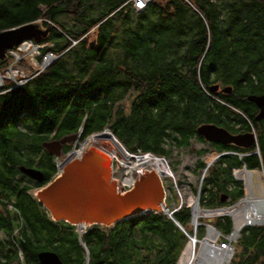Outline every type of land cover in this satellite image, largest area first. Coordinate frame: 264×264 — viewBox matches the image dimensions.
<instances>
[{
	"label": "trees",
	"instance_id": "trees-1",
	"mask_svg": "<svg viewBox=\"0 0 264 264\" xmlns=\"http://www.w3.org/2000/svg\"><path fill=\"white\" fill-rule=\"evenodd\" d=\"M34 20L50 24L37 59L45 52L56 58L18 86L7 78L0 86V264H39L41 250L54 251L63 264H176L187 236L163 212L88 225L79 237L75 225L53 221L31 194L57 173L55 156L41 142L77 132L82 141L107 127L128 153L167 158L173 147L183 148L197 158L190 167L196 178H178V189L198 191L201 208L240 198L232 170L264 169L253 147L213 143L222 154L199 184L202 156L211 150H194L190 139L203 140L196 132L201 123L227 128L252 120L244 97L264 91V0H151L141 10L131 0H0V31ZM5 54L0 69L13 59ZM211 84L231 91L211 92ZM130 96L126 112L122 102ZM251 122L262 156L264 122ZM20 165L41 170L43 181ZM189 214L181 203L171 216L190 233ZM210 222L230 230L227 216ZM235 248L229 264H264V224L245 226Z\"/></svg>",
	"mask_w": 264,
	"mask_h": 264
},
{
	"label": "water",
	"instance_id": "water-1",
	"mask_svg": "<svg viewBox=\"0 0 264 264\" xmlns=\"http://www.w3.org/2000/svg\"><path fill=\"white\" fill-rule=\"evenodd\" d=\"M40 24L39 20H34L1 30L0 63L6 58L7 50L18 46L20 41L29 39L40 43L50 30V24L42 27ZM208 89L211 92L219 90L222 93L231 91L230 86L220 87L218 84H211ZM247 99L258 106L259 112L256 119L263 117L264 92L249 94ZM103 130L110 132L107 127H104ZM196 132L207 141L232 143L246 148L254 144L253 133L231 134L225 128L213 123H201L196 128ZM76 135L77 133H71L57 139L45 140L41 144L50 155L59 157L63 154V144L73 140ZM112 152L107 141L97 139L88 144L78 156L64 158L61 166L55 168L57 174L39 187L34 195L43 208L48 211L51 219L66 221L78 227L92 224L109 226L121 219L145 211H157L171 217L178 229L186 234L183 227L171 216L172 211L164 204L165 187L160 178L161 175L153 168L138 173L132 187L128 190L119 192L116 189L115 180L112 177ZM215 158L208 161L202 169L199 175V184L207 166ZM242 168L245 169L244 166ZM18 170L38 183L44 179L43 172L37 168L20 165ZM197 198L198 191L196 192L195 205L200 208ZM224 198L225 196H222L220 200L222 201ZM37 259L39 264H63L57 253L51 250L39 251Z\"/></svg>",
	"mask_w": 264,
	"mask_h": 264
},
{
	"label": "built area",
	"instance_id": "built-area-1",
	"mask_svg": "<svg viewBox=\"0 0 264 264\" xmlns=\"http://www.w3.org/2000/svg\"><path fill=\"white\" fill-rule=\"evenodd\" d=\"M131 1H132V5L135 8V10H141V9H144L147 6V4H149V2L151 0H131ZM72 43H74L73 39H72ZM40 47H41L40 43H36V42H34V40L32 41V40L26 39V40H23L22 42L20 41L18 46L14 47L12 49H9L8 51H9V54H11V55L13 54V52H12L13 50H18L20 52L22 51L23 54L28 55L27 57L32 60L34 56L36 58L40 54L39 53ZM55 58H56V55L54 53H52V52L46 53L45 52V54H43L42 58L40 59V65H38L39 68L37 69V71H40L43 68H45L46 65L50 64ZM13 64H14V56H13L12 61H10V65L7 66V71H6L7 75H5L4 78H7V79L10 78L14 81V83L16 85H18L19 83L24 81V79H23L24 76L22 73L19 74L21 69H18L16 71L13 70V68L11 67V66H13ZM1 77L2 78L0 80H1V85H2L3 76H1ZM77 136H79V133H77L76 137ZM77 139H78V137H77ZM83 141H85V140L83 139ZM83 141H81V142H83ZM83 146H84V142L80 143L78 148H76L74 146L72 149L68 150L64 155H62V159L59 162L56 161V167H59L62 164V161L64 160V158L65 157L68 158L69 157L68 155L71 152H73L74 150H79V152L81 153L83 150ZM129 153L133 156H144L146 154H149L148 152H142L141 153L140 150H137L136 152H129ZM143 169L148 170L150 168H148V169L143 168ZM133 171L134 170H132V172H131V174H132V177H130L131 181H127L126 183H122L123 179H121V178H123L125 174L121 178L117 179V181L115 180L116 189L119 192L126 191L132 187L133 182L135 180L133 178L134 177ZM123 173H124V169H123ZM138 173H140V172H137V174ZM234 173L235 172H233L232 175H234ZM112 177H113V175H112ZM234 177L236 178L235 175H234ZM243 184H244V182H243ZM252 187H253V191H254L256 188V187H254V184H252ZM244 188H245V185L243 186V193L245 194ZM244 196L240 197L236 203H234L230 206H220V207H214V208L201 209L202 211H205V210L212 211V213L209 214L210 216H228L230 219V222H231L230 230L228 232H223V231L219 230L217 227H215L212 223H209V222H202V221L197 220V222L194 221L195 223H193V222H191V218H190V226H191L190 228L192 231L190 233L187 232L186 236H187L188 240L193 241L191 253H188V254L186 253V248H187V245H186L185 248L179 254L180 256H179L176 264H205V261L201 262L202 259H205L206 261H208L209 264H229V262L232 259L233 254H234L233 252H235L236 238L239 237L240 231L245 226L264 224V221H261V220L260 221H254L255 220L254 218L249 219L251 221L248 223L245 222L246 220H242V222H240L238 224V219H239L241 213H239V212L232 213V209L235 210L242 204V199L244 198ZM191 202L192 203H189L188 201H186V203H187L186 205H188L190 207V211L192 214L191 208L193 205L196 204L195 199L191 200ZM220 209H225L226 212H221ZM199 215L202 216V214H199ZM209 215H207V216H209ZM262 220H264V219H262ZM243 223H245L246 225H242ZM237 225H239L238 229H236ZM84 228L85 227H77V233L84 231ZM198 228L202 229V234L196 238L195 232ZM235 229H236V231H235Z\"/></svg>",
	"mask_w": 264,
	"mask_h": 264
},
{
	"label": "rangeland",
	"instance_id": "rangeland-1",
	"mask_svg": "<svg viewBox=\"0 0 264 264\" xmlns=\"http://www.w3.org/2000/svg\"><path fill=\"white\" fill-rule=\"evenodd\" d=\"M39 21H40V23L42 22L41 20H39ZM40 25H41V27L43 26L42 23ZM44 46H45L44 44H41L40 48H43ZM12 52H13L12 55L14 56V64L11 67L13 68V70L16 71L18 69H21V71L19 70L20 71L19 74L22 73L23 76H30L31 74L37 72V69L39 68L38 65H40V59L42 58L43 55L40 57V59H36L37 57L35 58V56H34L33 59L31 60L27 57L28 55L23 54L22 51L20 52L18 50H13ZM19 62H21V63H19ZM8 65H10V61L8 62V64H6V66H3L0 69V75L3 76V79H4V76L7 75L6 71H7ZM8 80H11L14 83V81L12 79L9 78ZM131 98H132V96H130L129 98L125 99L122 102V106L126 112L129 109V106L131 103V101H130ZM105 131H107V130H105ZM77 133H79V132H77ZM109 133L112 134L111 131ZM77 137H79V136H77ZM77 137L66 143V144L70 145V149H72L74 146L76 148H78L80 143H83V142H84L83 149L87 146V144H88L87 141L89 138L88 136L84 139L85 141L82 140L83 142H81V140L77 139ZM41 146H42V144H41ZM121 146H123V145L121 144ZM191 147L195 150L198 148L208 147V146H206L205 143H201V144L197 143V144H192ZM42 148L45 150V148L43 146H42ZM126 151H128V150H126ZM171 151L172 152L169 155V157L163 159L166 163L165 165H167V167H168V174H161L160 178L163 182V186L165 187V190H164L165 191V202H164V204L167 205V207H169L171 209H175L181 203L187 204L186 201L190 202L191 200L195 199V197H196V193L194 194L193 192H190L189 190H187L185 188H179L178 189L177 184H176V180L178 178H180L182 181H193V180H195L196 176H194V174L192 172H190V167L195 162L196 156L194 155V153H186L185 151H183V148L180 149V148L173 147ZM253 151L256 153L257 149L253 148ZM148 155H151V154H148ZM215 155L216 154L214 152H212V153L208 152L206 155L202 156V158H204V160L208 162V161L212 160L213 158H215ZM133 157L135 158V156H133ZM133 157H131V158L134 161ZM61 159H62V155H60L59 157H55V161L59 162ZM121 160H120V158H113L112 159V166H111L112 167V175H113V179L116 181H117V179H119L123 176V169H124L123 165H124V163ZM173 166L175 167L174 169L172 168ZM143 168L148 169V168H150V166L148 165V166H145ZM143 168L139 171L136 169L135 170L133 169L134 170L133 171V174H134L133 178H135V176H137V172L143 173V170H144ZM240 168H242V167L234 168L232 170V172H235L237 169H240ZM248 171H253L251 174H252L253 184H255L254 187H256L254 190L255 194L261 195V189L263 190V188H264V169H262V167H259L257 169H248ZM124 172H125V170H124ZM236 181L241 183V185H242L241 187L243 188V186H244L243 182L244 181L242 182L241 180H237V178H236ZM198 182H199V180H198ZM260 186H262L263 188ZM37 190H38V188L31 189L32 196H34L36 194ZM244 195H246V194L243 193V195L241 197H243ZM238 199H235V201L233 200L231 203H224L220 206H230V205L236 203ZM220 206H217V207H220ZM202 209H207V208H202ZM215 217H221V216H210V215L207 216V214L205 215L203 213L202 216H200L198 218V221L207 222V221H209ZM189 225H190V222H189ZM197 230L195 232L196 238L202 234L201 233L200 235H198ZM186 245H187V240H186ZM184 248H185V246H184ZM235 250H236V248H235Z\"/></svg>",
	"mask_w": 264,
	"mask_h": 264
},
{
	"label": "bare ground",
	"instance_id": "bare-ground-1",
	"mask_svg": "<svg viewBox=\"0 0 264 264\" xmlns=\"http://www.w3.org/2000/svg\"><path fill=\"white\" fill-rule=\"evenodd\" d=\"M12 75V74H11ZM2 77L0 76V79ZM0 85H1V80H0ZM18 86V85H17ZM88 144L93 143L94 140L97 139H104L105 141H107L109 143V145L112 148V158H120L121 161H123L124 163V170L125 172L123 173L124 177L121 178L122 183H126L127 181H131L130 177H132V170L136 169V170H141L143 167L145 166H150V168H153L155 170V172H158L160 175L161 174H168V167L167 165H165V161L161 158H156L153 157V155H144V156H135V158L130 155L129 153H127L128 151L125 150V148L123 146H121V144L116 141V138H114L112 136V134L109 133V131H101L95 134H92L90 136H88ZM87 144V145H88ZM78 154H80L79 150H74L73 152H71L68 156V158L71 157H75L78 156ZM133 157L135 160L133 161L132 158ZM61 166V165H60ZM253 171H248L246 169H237L234 173V175L236 176L237 180H241L244 181V185L246 186L244 188L245 190V197L242 199V204L235 210L232 209V213L235 212H239L241 213L239 219H238V224L240 222H242V220H246L245 222L248 223L252 219L254 218V221H264L262 219H264V188L263 190L261 189V195H256L255 192L253 191V179H252V173ZM261 183V182H260ZM255 185V184H254ZM261 201V202H260ZM189 203H192L191 201ZM233 208V207H232ZM192 214H191V222L195 223L194 221L197 222L198 218L200 217L199 214H207L209 215L210 213H212V211L209 210H205L204 212L197 208L195 205L192 206ZM221 212H226L225 209H220ZM249 220V221H248ZM242 225H246L245 223H243ZM241 225V226H242ZM239 225L236 226V229H238ZM235 229V231H236ZM193 246V241L192 240H188L187 241V248H186V253H191V248ZM205 264H209L208 261H206L205 259H202L201 262H204Z\"/></svg>",
	"mask_w": 264,
	"mask_h": 264
},
{
	"label": "flooded vegetation",
	"instance_id": "flooded-vegetation-1",
	"mask_svg": "<svg viewBox=\"0 0 264 264\" xmlns=\"http://www.w3.org/2000/svg\"><path fill=\"white\" fill-rule=\"evenodd\" d=\"M219 91V90H218ZM217 91V92H218ZM264 92V91H263ZM263 92H261V93H263ZM258 94H260V93H258ZM245 98V100L248 102V104H249V111L251 112V115H252V120H250V119H245L246 121H248V122H250L249 124L251 125L252 124V122L251 121H253V122H255V125L257 126H260L261 124H262V122H264V116L263 117H260V118H258V119H256V115L258 114V112H259V109L257 108L258 106H256V104L254 103V102H252V101H250V100H248L247 99V95H246V97H244ZM245 121V122H246ZM245 122H243V121H232L231 122V124L229 125V127H227V128H225L224 126H221L220 125V127H223V128H225L227 131H229L231 134H245V133H253V135H254V144H253V146H251V147H253V148H255V147H258V135H257V130L255 129V127H253L252 125L250 126V128L249 127H247V123H245ZM217 125V124H216ZM218 126H219V124H218ZM198 135H200V134H198ZM203 138V137H202ZM170 141V139H166V138H164V140H163V145H164V147L165 148H167L168 149V147H170V145H171V142H169ZM197 143H205L206 144V146H208L209 147V150H211L210 152L212 153L213 152V149H214V146H212V144L213 143H218L219 145H224V146H229V145H231V146H233L235 149H245L246 147H243V146H238V145H235V144H232V143H228V144H223V143H220V142H213V141H207L206 139H204L203 138V140H199V139H195V138H191L190 139V145H192V144H197ZM65 144H63V146H64ZM251 147H247L246 149H249V148H251ZM198 148V147H197ZM203 148V147H202ZM257 149V148H256ZM223 153H236V152H233V151H230V150H228V149H224V151H223ZM250 153H252V154H257L258 155V157H260V160L262 161V163H263V166H264V154L262 155V156H260V154H259V149H257V152L255 153L253 150L250 152ZM222 154V152L221 153H219V154H217V157L219 156V155H221ZM238 154V156L241 158L244 154H246V153H241V152H238L237 153ZM216 156V155H215ZM197 159V158H196ZM245 167V166H244ZM232 174H233V172H232ZM231 174V175H232ZM27 176V175H26ZM233 177H234V175H232ZM29 177V176H28ZM30 178V177H29ZM30 179H32V178H30ZM225 196V198H224V200H222V202H226L227 200H228V195L227 194H223V197ZM35 198H36V196H35ZM37 199V198H36ZM1 207V206H0ZM8 207L9 208H11V206L8 204ZM43 208V207H42ZM1 209H3L2 207H1ZM38 260V259H37ZM36 260V261H37ZM38 262V261H37ZM39 263V262H38ZM10 264H15V262H13V260L12 261H10Z\"/></svg>",
	"mask_w": 264,
	"mask_h": 264
}]
</instances>
